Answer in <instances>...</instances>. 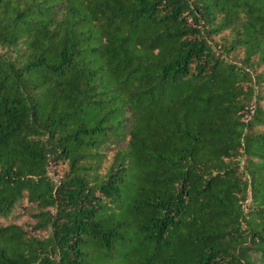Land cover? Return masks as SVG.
Segmentation results:
<instances>
[{"label":"trees","instance_id":"obj_1","mask_svg":"<svg viewBox=\"0 0 264 264\" xmlns=\"http://www.w3.org/2000/svg\"><path fill=\"white\" fill-rule=\"evenodd\" d=\"M129 193L135 264H264V0H0V264Z\"/></svg>","mask_w":264,"mask_h":264},{"label":"rangeland","instance_id":"obj_2","mask_svg":"<svg viewBox=\"0 0 264 264\" xmlns=\"http://www.w3.org/2000/svg\"><path fill=\"white\" fill-rule=\"evenodd\" d=\"M132 194L110 199L101 205V216L109 221L107 228L116 227V238L109 248L101 246L87 236L83 245L84 264H135L148 248L137 231L138 222L130 216L129 204ZM121 223L120 225H118Z\"/></svg>","mask_w":264,"mask_h":264}]
</instances>
